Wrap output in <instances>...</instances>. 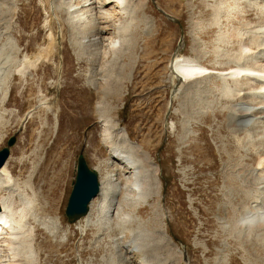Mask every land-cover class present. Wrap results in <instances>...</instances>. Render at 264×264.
Masks as SVG:
<instances>
[{
	"label": "rangeland",
	"instance_id": "374dc122",
	"mask_svg": "<svg viewBox=\"0 0 264 264\" xmlns=\"http://www.w3.org/2000/svg\"><path fill=\"white\" fill-rule=\"evenodd\" d=\"M256 1L127 0L125 13L116 19L114 4L104 8L112 16L96 9L94 30L101 31L104 40L100 55L108 52L110 39L119 40L121 27L123 33L121 49L97 59L94 69L87 54L77 49L81 43L69 18L63 11L52 14V7L63 6L64 0H0L2 22L9 25L0 21V33L9 35L0 41L12 43L10 59L15 62L0 82V150L12 136L17 139L4 165L14 186L4 194L13 198L16 222L28 215L27 227H22L27 230L19 227L18 249L11 253L19 250V259L26 258L21 246L29 244L30 227L39 259L32 260V253L29 264H264V230L254 232L239 222L246 211L264 207V185L243 182L245 171L258 162L260 153L252 148L263 144L249 130L236 134L239 127L224 101L233 88L222 76L236 69L233 61L248 65L239 48L257 36L250 31L264 16V0ZM48 21L56 35L54 54L35 64L38 51L48 44ZM177 56L205 68V75L186 77L179 84L171 77ZM28 58L33 62L21 65ZM103 66L110 67L113 79L106 98L97 89L98 68ZM98 104H107L112 122L109 145L102 136ZM123 140L138 148L144 183L151 181V193L146 188L128 203L124 194L132 197L134 192L123 189L127 175L111 158L112 148L129 149ZM83 146L88 165L98 169L103 180L101 190L113 181L107 195L102 199L101 191L92 204L89 228L88 217L72 225L64 217ZM53 202L55 215L49 211ZM117 208L128 219L114 228ZM134 245L145 255L127 253ZM1 254L0 264L12 256Z\"/></svg>",
	"mask_w": 264,
	"mask_h": 264
},
{
	"label": "bare ground",
	"instance_id": "6f19581e",
	"mask_svg": "<svg viewBox=\"0 0 264 264\" xmlns=\"http://www.w3.org/2000/svg\"><path fill=\"white\" fill-rule=\"evenodd\" d=\"M252 1V0H251ZM260 4L261 1L263 0H257ZM256 1V2H257ZM126 2L127 0H64V5L63 6H57V7H52V14L58 15L59 12L64 13V16L68 17L70 22L73 24L75 32L78 34L77 39L79 41V44L77 46V49L79 52H85L87 54V56L89 57L88 61V65L93 66V68L95 69L97 67V59H102L106 54L108 55L110 52L113 53V51L115 52L116 50L114 49H121L122 46V27L121 30L119 29L118 32V39H110L107 43V50L108 52H106V54L104 56L100 55V51H101V42L104 41L102 39V33L101 31H95V20H96V14H97V10L99 9V13L100 11H102L100 14H105V15H111V12L108 11V9H104L106 8L108 5H113V8H117V10H115L114 12V16L116 19V16H118L119 14H123V12L125 13V6H126ZM226 2V1H225ZM230 2V1H229ZM236 2V0H235ZM253 3V2H252ZM255 3V2H254ZM264 3V2H263ZM235 4V3H234ZM233 4V5H234ZM256 4V3H255ZM10 5V4H9ZM60 5V4H59ZM223 5V4H222ZM228 5V3H227ZM253 5V4H252ZM264 5V4H263ZM262 5V6H263ZM232 6V5H231ZM251 6V5H250ZM225 7V6H224ZM11 8V6H10ZM229 8V7H228ZM233 8V6L231 7ZM261 8H264L261 7ZM260 10V8H258ZM228 10V9H227ZM257 10V9H256ZM112 11V10H111ZM236 12V10H234ZM9 13V11H7ZM222 12V11H221ZM225 13V11H223ZM222 12V13H223ZM230 12V11H229ZM233 12V11H232ZM260 12V11H259ZM228 13V12H227ZM226 13V14H227ZM237 13V12H236ZM241 13V12H240ZM262 13V12H260ZM11 14V13H10ZM225 14V15H226ZM229 14V13H228ZM235 14V13H234ZM239 14V13H237ZM2 12L0 11V21L2 22ZM5 15V14H4ZM54 15V16H55ZM93 15V18L95 16L94 19H92L90 16ZM233 15V14H232ZM261 15V14H260ZM263 15V14H262ZM261 15V16H262ZM112 16V15H111ZM227 16V15H226ZM236 16V15H235ZM239 16V15H238ZM237 16V17H238ZM241 16V15H240ZM239 16V17H240ZM56 17V16H55ZM230 17V16H229ZM238 17V18H239ZM107 18V17H106ZM119 18V17H118ZM226 18V17H225ZM13 19V18H12ZM109 18H107L108 20ZM235 19V18H234ZM101 20V19H100ZM227 21V20H226ZM229 21V20H228ZM231 21V20H230ZM5 22V21H4ZM8 23V22H7ZM10 23V22H9ZM8 23V24H9ZM239 23V22H238ZM3 24V22H2ZM1 25V24H0ZM4 25V24H3ZM3 25L2 26V30H3ZM11 25V24H10ZM5 26V25H4ZM122 26V24H121ZM215 25H213L214 27ZM248 27H251L250 25H247ZM257 26H259L258 28H252V30L250 31L253 35H257L255 37L254 40H244L241 42L240 44V53H241V59L245 60L242 61L243 63H248V65L246 66H241L238 64L239 61H233V63L236 65V69H234L232 67V71L230 70L228 73L223 74L222 76L227 79L230 83V86L233 88V90H231V95H226L227 98L224 99L225 103L228 105L226 112H229L230 117H232V119L235 121L233 124L236 127H239L235 132L236 134H238L237 132H247V130L250 131V134L254 135L256 137V139L259 138L260 144L262 145V148L260 149H253V152H259V157L258 158V162L257 165L254 169H251L249 171H245L244 174V180L243 182H247L249 183V185H253V186H257V188H261L260 185H264V16H262L259 21ZM6 28L9 27L5 26ZM4 27V28H5ZM48 29V44L46 47L41 48L38 53L37 56L35 57V59L33 61H35L34 63H38L41 59L46 60L49 59L51 60V57L54 54V47H55V43H56V35L53 34V25L52 23H50V21L47 22L46 26ZM118 27H120V25H118ZM5 28V31H6ZM218 28V27H217ZM242 28V27H241ZM9 29V28H8ZM71 29H73L71 27ZM70 29V30H71ZM95 29V30H94ZM102 29V28H101ZM220 29V28H219ZM221 30V29H220ZM243 29H241L242 31ZM1 31V30H0ZM72 31V30H71ZM74 31V30H73ZM200 31V30H199ZM219 31V30H218ZM240 31V32H241ZM4 32V31H3ZM10 32V31H9ZM103 32V31H102ZM238 32V31H237ZM247 32V33H250ZM236 34V33H235ZM261 34V35H260ZM229 35V34H228ZM239 35V34H238ZM250 35V34H249ZM260 35V37L258 36ZM63 36V35H62ZM124 36V35H123ZM234 36V35H233ZM1 37H7L6 39H8L9 35L5 33H0V38ZM126 37V35H125ZM227 37V36H226ZM237 37V36H236ZM240 37V36H239ZM245 37V36H244ZM248 37V36H247ZM246 37V38H247ZM251 37V38H253ZM234 38V37H233ZM238 38V37H237ZM236 38V39H237ZM75 39V40H77ZM231 39V38H230ZM244 39V38H243ZM108 40V39H106ZM238 40V39H237ZM240 40V38H239ZM124 41V40H123ZM262 44H261V42ZM3 41H0V82H3L5 79V73L6 70L9 66L11 65V62H14L12 59H10L12 57V52L11 50H13L14 48L12 47V43L7 41L6 43H3ZM6 42V41H5ZM76 42V41H75ZM11 43V44H10ZM101 43V44H100ZM240 43V42H239ZM72 45V44H71ZM74 45V44H73ZM237 45L238 41H237ZM11 47V48H10ZM76 47V46H75ZM13 48V49H12ZM17 48V47H16ZM238 49V50H239ZM16 50V49H15ZM76 50V49H75ZM117 50V51H118ZM7 51H10L9 54H6ZM14 52V51H13ZM77 52V51H76ZM82 52V53H83ZM95 52V54H97L95 57H92V53ZM123 52V51H122ZM131 52V51H130ZM17 53V52H16ZM118 53V52H117ZM232 53V52H231ZM81 54V53H80ZM120 54V53H118ZM111 55H114L111 54ZM49 56V58L47 57ZM82 56V55H81ZM85 56V55H84ZM233 56V55H232ZM47 57V58H46ZM34 58V57H32ZM86 58V57H85ZM234 58V57H233ZM238 58V60L240 59ZM31 58L28 59H24V64L23 62H21V65H28V63L33 62L32 60H30ZM115 59V58H114ZM12 60V61H11ZM41 60V62L43 61ZM17 61V60H16ZM232 61V60H231ZM256 61V62H255ZM18 62V61H17ZM100 62V61H99ZM172 69H171V77L172 79L176 80L179 84L184 82V79L186 77H192L194 75H198L197 77H200L199 75H205L204 73L206 72V69L201 67L200 65H198L196 62L194 61H189V60H184L181 59L180 57H176L174 61H172ZM230 61H228L229 63ZM237 64H236V63ZM3 63V66L2 64ZM5 63V64H4ZM15 63V62H14ZM20 63V62H19ZM33 63V64H34ZM31 64V65H33ZM34 64V65H35ZM225 64V63H224ZM20 65V66H21ZM111 65V64H110ZM17 66V65H16ZM15 66V67H16ZM18 67V66H17ZM107 66H103V67H99L98 68V73L100 75L99 76V80L101 79L100 85L99 87H97L98 91H100V94L102 96H104L105 98L110 94L108 89L110 88V83L113 81L112 79V72L110 70V67ZM226 67V66H225ZM14 68V67H13ZM30 68V67H29ZM9 70H11V68H8ZM24 69V68H23ZM26 69V68H25ZM17 70V69H14ZM104 70H106V73L103 74ZM18 71V70H17ZM115 71V70H114ZM10 71H8L9 73ZM12 72V71H11ZM14 72V71H13ZM28 72V71H27ZM19 73V72H18ZM91 73V72H90ZM217 73V72H216ZM208 74V73H207ZM206 74V75H207ZM20 75V74H19ZM26 75V74H25ZM120 75V73H119ZM8 76V75H7ZM92 76V74H91ZM90 76V77H91ZM122 76V75H121ZM13 77V76H12ZM204 77V76H203ZM95 78V77H94ZM242 78V79H241ZM187 79V78H186ZM190 79V78H189ZM194 79V78H193ZM7 81V80H6ZM116 82V81H115ZM119 83V82H118ZM19 84V83H18ZM42 84V83H41ZM2 84L0 83V89ZM117 85V84H116ZM229 85V84H228ZM120 86V85H119ZM7 88V87H6ZM4 89V88H3ZM118 89V88H117ZM231 89V88H230ZM120 90V89H118ZM1 91V90H0ZM224 91V90H223ZM8 92V91H7ZM99 93V92H98ZM115 93V91H114ZM1 94V93H0ZM117 95V93H115ZM114 95V94H113ZM5 96V94H4ZM7 96V94H6ZM101 96V97H102ZM115 96V95H114ZM103 97V98H104ZM5 98V97H4ZM102 98V99H103ZM1 101V100H0ZM40 101V100H39ZM101 103V102H100ZM202 103V102H201ZM1 105V104H0ZM100 105V104H98ZM97 105V106H98ZM106 105L101 104L99 106V111H100V117L102 120V136L103 138L106 140L107 144L108 142L111 140L112 138V125H111V120L108 118L107 116V107H105ZM3 109V108H2ZM200 113V112H199ZM197 113V114H199ZM29 114V113H28ZM24 116V115H23ZM28 116V115H27ZM203 117V116H202ZM201 118V117H199ZM231 119V118H230ZM234 131V130H233ZM248 133V132H247ZM235 134V135H236ZM246 134V133H245ZM118 140L119 138L122 140V136L118 135ZM249 137V136H248ZM103 139V140H104ZM253 140V139H252ZM117 141V140H116ZM128 140H126L127 142ZM124 142V140L122 141ZM124 142V144L129 148L128 150H120L119 146L118 149H113L111 150L112 155L111 158L113 160H115L117 163H119L121 166L119 168H121L120 171H122L123 175H127V179L124 178L125 183H124V187L123 189L126 191V193H129L130 191L134 192V195L132 197H130V194H124L123 197V202L124 203H128L130 201H132L134 198L138 197L140 195V193H142V191H144L146 188V191H150V183L151 181L146 185V183H144V170L143 167L140 166V164H138V161H136V156L139 155V151L138 148L135 146H129V143ZM123 144V143H122ZM109 145V144H108ZM107 145V146H108ZM131 145V144H130ZM253 145V144H252ZM259 150V151H258ZM262 150V151H261ZM252 154V153H250ZM256 155H258L256 153ZM142 161L144 162L146 159H144L145 157H141ZM138 159V158H137ZM249 163H251L253 161V158H249L248 159ZM4 167V166H3ZM0 168V222H2L4 225H6V229L4 227L5 230V236L4 237H0V254H11V258H9L8 256V261H4V264H18L19 262L17 261L20 257V254L17 252H13L11 253V251H16L18 248L15 246L16 242L18 240V232H19V227L22 228L25 224L27 225V220L26 217L28 215H22L19 220L16 222V217L14 216L15 212H12L11 206L13 203V198L8 196L10 193L8 194H4V190L5 189H10L9 191L11 192V190L13 188H11V186L13 187V182L11 181V174L9 171H7L6 167L4 168ZM110 178V177H109ZM112 179V177H111ZM112 180L107 181L103 186H102V193L103 195H101L102 199L103 197H105L107 195V188H109L112 185ZM248 185V186H249ZM114 186L116 188H118V182L116 184H114ZM113 186V187H114ZM253 188V187H252ZM251 188V189H252ZM250 190V188H249ZM7 191V190H6ZM252 191H254L252 189ZM257 192V191H255ZM7 193V192H6ZM118 192H115L113 194V197L117 194ZM151 193V191H150ZM149 193V195L151 196V194ZM138 194V195H137ZM255 194V193H254ZM16 195V194H15ZM54 196V195H53ZM245 196V195H244ZM56 197V196H55ZM258 200V199H257ZM104 201V200H103ZM52 202V201H51ZM138 202V201H137ZM232 202V201H231ZM242 203V202H241ZM264 203V202H262ZM132 204V203H131ZM261 204V203H259ZM258 204V205H259ZM51 205V204H50ZM54 206L55 203L53 202L51 207L49 208V211L51 212L52 215H55L54 213ZM263 207V206H262ZM41 208V207H40ZM238 208V207H237ZM44 209V208H43ZM136 209V205L133 206V210ZM26 210V208H25ZM41 210V209H40ZM111 210V209H110ZM235 210V209H234ZM22 211V210H21ZM42 211V210H41ZM117 211L119 212V209L117 208ZM26 212V211H25ZM237 212V211H236ZM18 213V212H16ZM21 213V212H20ZM28 213V212H27ZM26 213V214H27ZM43 213V212H42ZM112 213V211H111ZM233 213V211H232ZM231 213V214H232ZM30 214V213H29ZM50 214V213H49ZM50 214V215H51ZM16 215V214H15ZM18 215L20 216V214L18 213ZM44 215V213H43ZM235 215V214H234ZM119 218L116 219V221H114V228H119L120 224L123 223H127V219L128 217H125L124 214H121V212L118 213ZM124 216V217H123ZM236 216V215H235ZM234 216V217H235ZM31 217V216H30ZM233 217V215H232ZM28 218V217H27ZM96 218V217H95ZM52 219V218H51ZM239 222L242 225L247 226L248 228L251 227L252 231L254 232H258V230H264V207L261 209H257V210H252V211H246L245 215L242 218H239ZM33 220V219H32ZM42 220V219H41ZM49 220V219H48ZM235 220V219H234ZM233 220V221H234ZM45 221V220H44ZM231 221V219H230ZM232 222V221H231ZM229 222V223H231ZM42 223V222H41ZM40 223V225H41ZM45 223V222H44ZM48 223V222H47ZM53 223V222H52ZM86 228H89V226H93L92 224V219L90 217L87 218V222H85ZM234 223V222H233ZM237 223V222H236ZM38 224V223H37ZM232 225V223H231ZM27 227V226H26ZM24 226V228H26ZM52 227V226H51ZM122 227V226H121ZM242 227V226H241ZM22 228V229H24ZM33 229V228H32ZM56 229V228H55ZM27 230V229H24ZM52 230V229H51ZM248 230V229H247ZM28 231H30L28 233L27 239L29 240L31 238V228L28 227ZM244 231V230H243ZM246 231V230H245ZM249 231V230H248ZM251 231V230H250ZM54 229L53 231L50 232V234H52L54 236L55 233ZM247 232V231H246ZM248 233V232H247ZM20 234V232H19ZM120 234V233H119ZM235 234V233H234ZM233 234V235H234ZM246 234V233H245ZM122 235V234H121ZM121 235L119 236V238H122ZM1 236V235H0ZM245 236V235H242ZM247 236V235H246ZM21 237V236H19ZM250 237V236H249ZM253 237V235H252ZM26 238V237H25ZM241 238V237H240ZM239 238V239H240ZM257 238V236H256ZM262 237H260L261 239ZM249 239V238H248ZM255 239V238H253ZM258 239V238H257ZM259 239V240H260ZM247 240V239H246ZM255 241V240H254ZM258 241V240H257ZM256 241V242H257ZM264 241V240H263ZM250 242V239H249ZM246 243V242H245ZM27 244V243H26ZM30 244V243H29ZM28 245H22V251L23 253L27 252V251H31L30 247ZM262 244V243H261ZM260 244V245H261ZM21 245V243H20ZM31 245V244H30ZM259 245V244H258ZM264 245V243L262 244ZM256 246V244H255ZM263 247V246H262ZM130 254H143V256L145 255L142 247L138 246V245H134L131 246L130 249H128ZM1 254V255H2ZM30 256H32V252H29ZM35 256V255H33ZM1 257V256H0ZM6 258V257H5ZM24 259V258H23ZM26 259V258H25ZM145 260V259H144ZM1 258H0V263H1ZM143 261V260H142ZM140 263V262H139ZM138 263V264H139ZM146 263V262H145ZM149 264V263H148Z\"/></svg>",
	"mask_w": 264,
	"mask_h": 264
},
{
	"label": "water",
	"instance_id": "95a60500",
	"mask_svg": "<svg viewBox=\"0 0 264 264\" xmlns=\"http://www.w3.org/2000/svg\"><path fill=\"white\" fill-rule=\"evenodd\" d=\"M14 142L10 140L9 146ZM8 157V149H3L0 153V167L4 160ZM99 191L96 174L90 172L82 158L79 157L78 170L75 181L73 183L72 192L70 194L65 215L69 223L85 216L88 212V205Z\"/></svg>",
	"mask_w": 264,
	"mask_h": 264
}]
</instances>
